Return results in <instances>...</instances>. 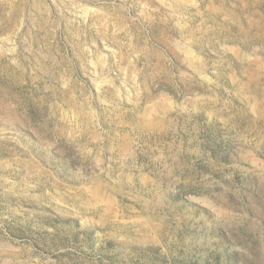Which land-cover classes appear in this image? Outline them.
Segmentation results:
<instances>
[{"label":"rangeland","instance_id":"rangeland-1","mask_svg":"<svg viewBox=\"0 0 264 264\" xmlns=\"http://www.w3.org/2000/svg\"><path fill=\"white\" fill-rule=\"evenodd\" d=\"M0 264H264V0H0Z\"/></svg>","mask_w":264,"mask_h":264}]
</instances>
